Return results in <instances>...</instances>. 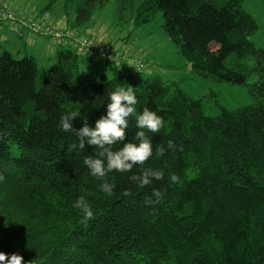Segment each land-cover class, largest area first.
Masks as SVG:
<instances>
[{"label":"trees","instance_id":"16d2710c","mask_svg":"<svg viewBox=\"0 0 264 264\" xmlns=\"http://www.w3.org/2000/svg\"><path fill=\"white\" fill-rule=\"evenodd\" d=\"M242 1H131L128 23L144 27L160 14L192 74L246 89L251 104L220 108L214 117L175 83L142 74L143 56L110 42L128 60L143 61L142 69L98 59L107 67L96 82L83 83L79 62L93 61L87 56L56 47L40 74L33 57L16 59L0 46V252L18 253L24 264H264V50L249 40L257 24ZM104 2L65 0L67 29L90 36L93 10ZM121 85L134 88L137 113L147 107L164 120L158 133H147L153 155L132 172L162 168L165 176L140 188L131 173L113 171L104 178L116 185L108 196L84 164L99 149L73 148L76 137L61 129L60 118L75 113L76 129L85 121L94 128ZM137 131L133 115L123 143ZM170 140L176 149L158 157L157 146L167 149ZM152 188L165 196L148 206ZM80 197L93 219L73 207Z\"/></svg>","mask_w":264,"mask_h":264},{"label":"rangeland","instance_id":"374dc122","mask_svg":"<svg viewBox=\"0 0 264 264\" xmlns=\"http://www.w3.org/2000/svg\"><path fill=\"white\" fill-rule=\"evenodd\" d=\"M13 5L24 7L34 6L36 10H42L49 5L50 0H7ZM131 1L133 0H105L104 5L93 10L91 21L88 25L99 34L113 40L116 37L125 40L127 43L120 42L126 49L124 53L132 56H143L146 66L143 70L146 76H158L161 80L175 83L179 88L186 92L190 97L201 102L202 111L209 117H214L220 112V108L234 110L251 104L249 95L243 86H232L224 83L204 80L191 73L189 65L179 56L177 49L161 29L163 20L157 14L154 21L144 27H133L128 23L130 15ZM65 0H55L47 8V13L53 19L64 18L63 6ZM75 6L67 5V14H74ZM242 8L250 14L257 24L256 32L250 36L249 40L254 47L264 50V0H243ZM135 28V29H133ZM6 31V30H4ZM3 31V32H4ZM100 39V36H99ZM48 42V40H46ZM114 43V42H113ZM49 44V43H48ZM3 49L4 45H1ZM3 46V47H2ZM5 50V49H4ZM13 58L19 59L31 56L29 49L20 46V52H10ZM52 56L38 57L35 59L40 74L47 72L52 64ZM85 60L79 62V74L83 83L96 82L102 70L107 65L99 60L91 67V73L87 75ZM39 76L37 77L38 84Z\"/></svg>","mask_w":264,"mask_h":264},{"label":"clouds","instance_id":"9594fccd","mask_svg":"<svg viewBox=\"0 0 264 264\" xmlns=\"http://www.w3.org/2000/svg\"><path fill=\"white\" fill-rule=\"evenodd\" d=\"M109 103L105 116H101L95 126L90 127L87 121L76 129L73 125L77 118L75 113L66 114L60 118V127L65 132H71L76 137L77 143L72 147H79L85 150V145L99 149L95 156H87L84 164L90 169L91 175L103 182L99 185L100 190L108 196L114 194L116 185L104 179L113 171L118 173H131L129 180L140 188H149L155 182L164 179V169H154L142 167L139 173H133L136 166H143L153 155V145L147 133H158L164 126L162 116L155 111L145 107L137 113L136 104L138 103L134 88L130 85H121L109 94ZM135 115L136 128L139 129L130 142L123 143L127 136L129 118ZM121 145L114 150L115 145ZM168 149L175 150L176 145L173 141H168L167 149L157 146L156 155L163 157ZM183 151V148L180 149ZM3 179V177H0ZM169 179L172 183H177L180 177L170 173ZM124 195H129L125 192ZM165 192L160 188H152L151 195L144 201L148 206L159 203L163 200ZM82 217L86 220L94 218V211L90 202L84 197L78 198L74 205ZM0 264H24L23 257L18 253L10 256L0 252Z\"/></svg>","mask_w":264,"mask_h":264},{"label":"built area","instance_id":"2783aa9c","mask_svg":"<svg viewBox=\"0 0 264 264\" xmlns=\"http://www.w3.org/2000/svg\"><path fill=\"white\" fill-rule=\"evenodd\" d=\"M0 26L11 29L25 39L46 38L54 47L69 48L78 57L87 56L93 61L102 59L117 66L121 63L120 59L125 58L123 55L120 56L110 43L100 41L97 36L81 35L75 29L54 25L48 13H41L33 8L22 9L6 0H0ZM138 61L125 62L139 72L143 67V61Z\"/></svg>","mask_w":264,"mask_h":264},{"label":"crops","instance_id":"0c3cea01","mask_svg":"<svg viewBox=\"0 0 264 264\" xmlns=\"http://www.w3.org/2000/svg\"><path fill=\"white\" fill-rule=\"evenodd\" d=\"M23 2L25 3L26 0H23ZM30 7H34V6H24L21 8L22 9H24V8L31 9ZM33 9H35V8H33ZM36 11L40 12L41 10L39 9ZM52 20H53L54 25H59L63 28H68V26H66V23H64V18H61V17L59 19H53L52 18ZM4 30H6V31H4ZM87 31H88L89 35H93V36H97V37L100 36V39H99L100 41L112 43L115 46V48H117L120 52L124 53L123 51L126 49V46H125V48H123L121 46L120 42L127 43L125 40L120 39L119 37H116L113 40H111L108 38V34L106 36L103 33L99 34V32L95 31L93 27L89 30L87 29ZM46 40H48V39L43 38V37H35L32 39H25L23 37L18 36L11 29L0 26V44L4 45V47L2 46L3 49H5V51H7L9 53L13 51L18 55L20 52V46H24L26 49H29V53H30L31 57H33L36 60L38 57H41V58L46 57V56L47 57H50V56L53 57V55L55 54L56 47H54L51 44L50 40H48V42ZM128 55H126L127 58H129ZM120 56H122L121 53H120ZM126 57L124 59H120V61L122 64L128 66V63L125 62L128 60ZM136 57H138V56H136ZM89 62L91 63L90 66L95 65L97 63V61H90V60L84 61L83 64L87 68L86 69L87 75H89V73H91V67L88 65Z\"/></svg>","mask_w":264,"mask_h":264}]
</instances>
